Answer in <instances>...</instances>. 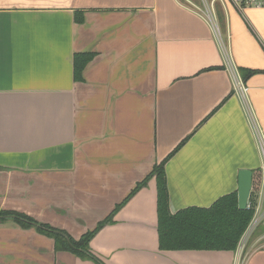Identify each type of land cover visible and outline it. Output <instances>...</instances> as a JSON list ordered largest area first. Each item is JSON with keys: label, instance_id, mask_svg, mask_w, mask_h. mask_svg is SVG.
Masks as SVG:
<instances>
[{"label": "crops", "instance_id": "crops-1", "mask_svg": "<svg viewBox=\"0 0 264 264\" xmlns=\"http://www.w3.org/2000/svg\"><path fill=\"white\" fill-rule=\"evenodd\" d=\"M188 2L0 0V211L78 241L163 161L173 215L262 172L264 8ZM91 52L77 81L74 57ZM157 199L152 178L92 240L93 258L0 220V264H264V234L245 260L161 251Z\"/></svg>", "mask_w": 264, "mask_h": 264}, {"label": "trees", "instance_id": "trees-1", "mask_svg": "<svg viewBox=\"0 0 264 264\" xmlns=\"http://www.w3.org/2000/svg\"><path fill=\"white\" fill-rule=\"evenodd\" d=\"M76 22H84V14L76 13ZM94 53L76 54L74 57V77L83 80V72L91 63ZM152 178L157 180L158 190V240L162 251H236L247 231L254 211L239 209L238 193L226 195L217 200L208 209L191 208L173 215L169 207L165 161L138 183L128 197L118 204L112 214L99 222L94 231L83 235L78 241L67 232L48 225L40 224L32 218L12 211H0V220L13 219L25 227H36L39 232L53 238L56 249L75 254L78 258H93L90 252L91 242L105 227L112 225L116 214L134 198ZM103 264V263H101Z\"/></svg>", "mask_w": 264, "mask_h": 264}, {"label": "built area", "instance_id": "built-area-1", "mask_svg": "<svg viewBox=\"0 0 264 264\" xmlns=\"http://www.w3.org/2000/svg\"><path fill=\"white\" fill-rule=\"evenodd\" d=\"M222 1V0H215ZM229 3L239 9L240 11H244L246 9H262L264 8V0H228ZM236 92L240 94V92H248V89L245 88L243 82H240L236 86ZM259 148L264 155V134L259 133ZM253 191L251 198L249 200V210L252 209L254 211V215L252 218V222L250 223L247 231L244 233L242 237V241L240 242L238 251L241 253L247 247V243L250 240L251 236H253L262 225H264V169L259 173L258 181L256 177H254L253 181ZM255 196V197H254Z\"/></svg>", "mask_w": 264, "mask_h": 264}, {"label": "water", "instance_id": "water-1", "mask_svg": "<svg viewBox=\"0 0 264 264\" xmlns=\"http://www.w3.org/2000/svg\"><path fill=\"white\" fill-rule=\"evenodd\" d=\"M254 171L243 169L238 181V205L241 211L249 209V200L253 191Z\"/></svg>", "mask_w": 264, "mask_h": 264}, {"label": "rangeland", "instance_id": "rangeland-1", "mask_svg": "<svg viewBox=\"0 0 264 264\" xmlns=\"http://www.w3.org/2000/svg\"><path fill=\"white\" fill-rule=\"evenodd\" d=\"M183 1H185L186 3L189 4L188 0H183ZM258 176H259L258 174L255 175L257 181H258ZM254 197H255V196H254ZM263 234H264V226L260 229L259 232L255 233L254 236H255V237H260V235H263ZM253 239H255V238H253ZM239 245H240V243H239ZM238 249H239V246H238L237 250H238ZM237 250H236V251H237ZM243 254H244V255H243L242 258L245 260L246 255H248V253H247V247L244 249Z\"/></svg>", "mask_w": 264, "mask_h": 264}]
</instances>
